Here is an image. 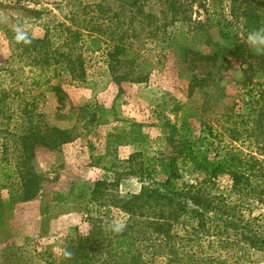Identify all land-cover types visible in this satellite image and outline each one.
<instances>
[{"label": "trees", "instance_id": "trees-1", "mask_svg": "<svg viewBox=\"0 0 264 264\" xmlns=\"http://www.w3.org/2000/svg\"><path fill=\"white\" fill-rule=\"evenodd\" d=\"M94 1L82 7L74 29L63 28L59 45L49 36L15 37L39 69L33 86L47 85L40 78L50 72L83 82L89 53L102 54L115 83H146L151 74L146 45L159 43L181 64H207L208 73L218 64L223 71L238 63L247 108L227 115L216 129L207 125L213 143L205 151L196 152L181 129L168 123L160 149L130 154L117 178L82 182L75 196L96 215L89 218L88 231L69 237L59 254L44 251L45 264H244L251 253L264 256V99L252 94V79L264 78V54L254 53L247 42L249 34L264 36V0ZM195 37L200 49L191 43ZM207 76L192 74L191 81L196 85ZM44 91L55 92L63 107L60 88ZM9 97L0 92V125L6 122L0 130V191H7V203L14 205L40 191L36 149L59 151L77 131L50 125L37 112L43 92L29 99L19 94L7 103ZM18 101L23 125L10 129L5 108ZM129 179L138 190L122 196L119 183ZM111 209L123 222L107 218Z\"/></svg>", "mask_w": 264, "mask_h": 264}, {"label": "rangeland", "instance_id": "rangeland-1", "mask_svg": "<svg viewBox=\"0 0 264 264\" xmlns=\"http://www.w3.org/2000/svg\"><path fill=\"white\" fill-rule=\"evenodd\" d=\"M93 2L0 0V92L10 94L7 103L11 99L16 101L19 94L29 99L43 92L44 97L36 99L37 112L50 125L63 129L75 127L77 131V138L59 151L36 149L33 164L41 183L36 198L9 205L7 191H0V264H21L26 259H31L33 264H45L44 251L45 256L49 252L57 255L69 237L86 233L89 218L96 213L75 196L82 182L105 176L117 178L130 154L160 149L165 143L166 124L180 128V134L187 136L192 148L202 152L213 143L207 133L208 124L216 129L227 115L246 111L247 87L242 88L239 82L238 63L223 71L218 69V64L208 73L207 64L194 63L192 67L181 64L170 48L163 49L159 43L146 45L144 55L151 64L146 83H115L102 54L89 53L85 54L83 82H73L65 73L53 77L50 72L40 78L42 84L48 80L47 85L33 86V80L39 78V69L31 65L15 37L49 36L59 45L63 28L74 29L73 20L80 16L82 7ZM198 40L192 39L193 46L199 45L194 44ZM247 42L254 53L264 54L263 35L249 34ZM192 74L208 76L205 82L195 85ZM252 82L259 84L254 83L252 94L262 95L264 99V78H253ZM45 86L62 90L63 107L59 108L55 92L44 91ZM18 104L19 101L5 108L6 115L12 118L7 126L10 129H20L23 125ZM176 104L181 106L177 114L172 112ZM5 124L4 121L0 125V130ZM226 142L227 138L222 144ZM2 143L0 135V152ZM137 190L133 179L119 183L122 196ZM258 213L253 211L255 215ZM107 216L115 223L123 222V216L115 209ZM249 259L244 264H264L261 254L251 253Z\"/></svg>", "mask_w": 264, "mask_h": 264}]
</instances>
